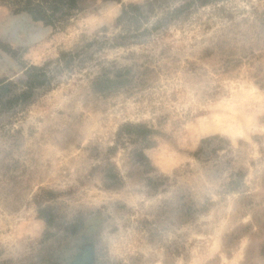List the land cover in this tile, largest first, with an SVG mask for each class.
<instances>
[{"label":"rangeland","instance_id":"rangeland-1","mask_svg":"<svg viewBox=\"0 0 264 264\" xmlns=\"http://www.w3.org/2000/svg\"><path fill=\"white\" fill-rule=\"evenodd\" d=\"M51 3L0 0V264H264V0Z\"/></svg>","mask_w":264,"mask_h":264},{"label":"trees","instance_id":"trees-1","mask_svg":"<svg viewBox=\"0 0 264 264\" xmlns=\"http://www.w3.org/2000/svg\"><path fill=\"white\" fill-rule=\"evenodd\" d=\"M48 1L52 2L51 4L60 3L62 6L67 4V3H71L72 6H76V3H75L76 0H48ZM129 7H130V9H139L140 8V6H138V5H130ZM39 8H40L39 4H36V5H33L29 10H27V12L32 15L33 19H43V17H46V18L51 17V15H46V16L37 15V16H33V11L35 9H39ZM122 13L126 14L127 13V9L126 8L123 9ZM31 69L36 71V72L42 71L41 67L34 66V65L31 66ZM29 84H30V82H29ZM123 129L129 130V131H133L134 134L136 136H139V137H145L147 135V133L149 132L148 131L149 129H147V127L145 125H143V124H130V123H128V124L123 126L122 131H123ZM137 161L139 163L144 164V165H147L150 162L149 158L143 152H140L138 154ZM113 178H114V176H113Z\"/></svg>","mask_w":264,"mask_h":264}]
</instances>
